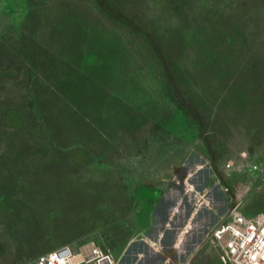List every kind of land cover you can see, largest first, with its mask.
Here are the masks:
<instances>
[{
	"label": "rangeland",
	"instance_id": "1",
	"mask_svg": "<svg viewBox=\"0 0 264 264\" xmlns=\"http://www.w3.org/2000/svg\"><path fill=\"white\" fill-rule=\"evenodd\" d=\"M233 207L264 212V0H0V264H161L162 230L229 264Z\"/></svg>",
	"mask_w": 264,
	"mask_h": 264
},
{
	"label": "built area",
	"instance_id": "2",
	"mask_svg": "<svg viewBox=\"0 0 264 264\" xmlns=\"http://www.w3.org/2000/svg\"><path fill=\"white\" fill-rule=\"evenodd\" d=\"M211 240L229 264H264V212L246 215L233 207L211 231ZM115 264L93 241L74 250L63 245L37 256L33 264Z\"/></svg>",
	"mask_w": 264,
	"mask_h": 264
},
{
	"label": "crops",
	"instance_id": "3",
	"mask_svg": "<svg viewBox=\"0 0 264 264\" xmlns=\"http://www.w3.org/2000/svg\"><path fill=\"white\" fill-rule=\"evenodd\" d=\"M150 189V188H149ZM152 189H155V194L153 199L157 198V187H153ZM151 200V199H149ZM171 215V214H170ZM166 216H169V214H166ZM162 232V236L159 234L160 231L158 233H156V237L152 239V241H146L145 242V247H146V251H147V255H152L155 256L157 258V260H161V264L162 262H169L171 264H174L173 260H180V250H177L178 248L175 246V242L177 241V238L179 236L180 231H178L177 235H173L172 239H170V243L168 244V249H172L171 252L168 253V255L163 254L161 248H157L156 244L161 243V239L163 238L164 234H163V230ZM145 241V240H144ZM184 248L187 249L186 252H190L191 248V244H186L183 245ZM176 249V250H175ZM137 254L135 255L133 260L137 259Z\"/></svg>",
	"mask_w": 264,
	"mask_h": 264
}]
</instances>
